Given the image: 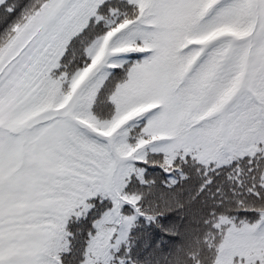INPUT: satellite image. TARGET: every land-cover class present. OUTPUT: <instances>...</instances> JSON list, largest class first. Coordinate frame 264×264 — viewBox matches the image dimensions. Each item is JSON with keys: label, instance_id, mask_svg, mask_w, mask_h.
Masks as SVG:
<instances>
[{"label": "snow or ice", "instance_id": "6c2138e0", "mask_svg": "<svg viewBox=\"0 0 264 264\" xmlns=\"http://www.w3.org/2000/svg\"><path fill=\"white\" fill-rule=\"evenodd\" d=\"M0 264H264V0H0Z\"/></svg>", "mask_w": 264, "mask_h": 264}]
</instances>
